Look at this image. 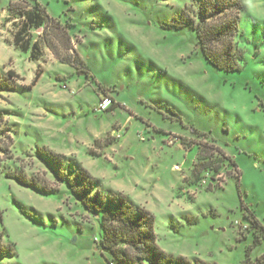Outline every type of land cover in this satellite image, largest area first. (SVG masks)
Instances as JSON below:
<instances>
[{"label":"rangeland","instance_id":"1","mask_svg":"<svg viewBox=\"0 0 264 264\" xmlns=\"http://www.w3.org/2000/svg\"><path fill=\"white\" fill-rule=\"evenodd\" d=\"M18 1L0 0V231L14 251L0 264H109L96 247L97 215L56 179L46 152L147 210L167 253L245 259L256 234L250 215L264 226V0H240L241 71L218 69L199 51L182 23L191 0H38L67 29L69 50L48 25L21 32L29 49L16 45L24 17L9 3ZM48 42L80 65L61 62ZM105 97L109 110L99 109ZM201 149L223 164L203 180ZM6 169L51 190L24 187ZM260 239L251 264H264Z\"/></svg>","mask_w":264,"mask_h":264},{"label":"trees","instance_id":"2","mask_svg":"<svg viewBox=\"0 0 264 264\" xmlns=\"http://www.w3.org/2000/svg\"><path fill=\"white\" fill-rule=\"evenodd\" d=\"M27 1L29 0L9 3L10 10L13 5H16L17 11L24 17L21 29L14 36V43L20 45L23 50L29 49V42L27 38L24 42L22 41L21 32L30 27L48 25L47 28L49 27L52 33L65 35V49L72 48L67 29L59 23L58 19L49 16L38 0H30V5ZM242 9L243 5L240 0H191L189 4L184 5L181 11L182 23H187L195 32L196 46L199 51L208 62L218 69L241 71L243 68L244 50L236 38L239 33ZM180 26L181 24L178 23L177 27ZM35 45L33 43L32 47ZM48 46L61 62L74 67L80 65L77 53L60 56L59 50L53 49L50 42H48ZM102 100L107 101L105 110L113 107V101L109 98H102L99 103ZM190 129L192 132L204 133L195 127ZM216 141H220L219 138ZM181 144L187 147L184 142ZM204 146L206 149L207 143ZM1 149L6 151L5 147H1ZM204 152L203 149L199 151V158L195 165V172L197 171L199 178L202 173V180L204 175L218 172L223 165L212 153L207 156ZM43 155L50 163L58 166V170H55L56 179L69 188L71 194L84 209L97 215L100 238L97 239L96 247L101 253L106 254L105 258L109 264H218L197 258L190 260L183 256H173L162 250L156 242L154 218L147 210L128 200L124 195L113 193L110 188H102L84 168L79 167L72 172L63 170L61 168L62 160L58 156L49 152ZM4 175L32 190L44 192L51 190L45 184L40 183L37 178L28 176L20 170L6 169ZM250 217L256 234L253 243L246 249V258L238 264H251L248 259L249 252L260 244V238L264 236V226L252 214ZM0 225H2L1 212ZM4 236L6 234L1 230L0 259L4 256L12 257L14 253L11 245L3 242Z\"/></svg>","mask_w":264,"mask_h":264},{"label":"built area","instance_id":"3","mask_svg":"<svg viewBox=\"0 0 264 264\" xmlns=\"http://www.w3.org/2000/svg\"><path fill=\"white\" fill-rule=\"evenodd\" d=\"M98 105H99V109H104L107 106V101L106 100H102L100 103H98ZM95 109H98V107H96ZM176 141H177L176 138L173 139V140H170L171 143H174ZM174 169H179V166L177 164L174 165Z\"/></svg>","mask_w":264,"mask_h":264},{"label":"water","instance_id":"4","mask_svg":"<svg viewBox=\"0 0 264 264\" xmlns=\"http://www.w3.org/2000/svg\"><path fill=\"white\" fill-rule=\"evenodd\" d=\"M179 145H180L181 147H183L182 144H179Z\"/></svg>","mask_w":264,"mask_h":264}]
</instances>
